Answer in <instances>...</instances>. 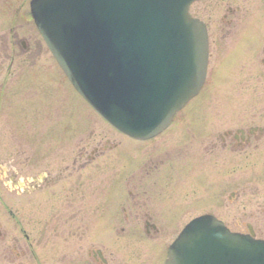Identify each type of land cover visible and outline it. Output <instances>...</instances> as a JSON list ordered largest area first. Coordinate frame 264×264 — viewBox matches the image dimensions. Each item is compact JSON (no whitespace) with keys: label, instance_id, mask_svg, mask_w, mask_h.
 <instances>
[{"label":"rangeland","instance_id":"1","mask_svg":"<svg viewBox=\"0 0 264 264\" xmlns=\"http://www.w3.org/2000/svg\"><path fill=\"white\" fill-rule=\"evenodd\" d=\"M246 1L249 3L238 0L231 4L243 7L244 14L233 18L227 28V22L219 23L218 6L200 4L203 10L195 11L198 15L190 8L191 17L205 21L207 32L209 26L218 40L212 54L209 49L205 83L198 96L175 115L169 129L142 143L127 139L99 119L70 86L37 28H32L31 23L27 27L19 24L16 32L32 44L33 57L29 58L28 65H20L7 85L1 86L4 94L2 155L7 161L17 148L21 165L32 152L35 173H57L59 169L72 167V160L77 159L83 165L82 177L97 183L96 201L92 200L97 205V246L107 247L109 255L113 254L114 264H154V258L155 264H162L165 250L192 217L209 211L226 222L232 232H237L240 230L233 222L257 209L261 200L258 196L264 194V178L254 179L251 173L255 167L243 157L242 186L239 187L232 169L233 155L227 153L225 158L219 153V135L225 128L251 125V110L264 111V10L261 8L256 16L254 2ZM219 24L230 31L227 38L221 39L225 33H220L221 28L217 30ZM20 53L17 61H25L27 55ZM231 55L233 61L225 74L220 70L221 64ZM193 123L197 129H193ZM213 143H217L216 149L211 146ZM204 147L211 150L209 155V149ZM144 188L150 189L154 197L162 190L171 191L173 197L168 204L177 201L175 205L181 211L174 222L170 221L172 224L163 218L165 215L152 213L159 226V233L153 239L145 235L143 223L132 220L128 225L122 210L137 213V207L129 206L132 200L128 192L139 197ZM255 189L260 195H253ZM221 200H226L225 207ZM192 202L199 204L194 208ZM20 204V214L27 222L32 214L26 204ZM3 220L10 234L17 233L9 217ZM33 220L36 223V218ZM122 227L126 229L124 233ZM108 233L113 238H108L106 243L102 239ZM33 244L40 261L27 258L29 264H57L72 247L62 243ZM86 244L84 240L83 246Z\"/></svg>","mask_w":264,"mask_h":264},{"label":"water","instance_id":"2","mask_svg":"<svg viewBox=\"0 0 264 264\" xmlns=\"http://www.w3.org/2000/svg\"><path fill=\"white\" fill-rule=\"evenodd\" d=\"M196 0H34L49 50L86 101L113 127L150 139L202 89L208 33ZM166 264H264V241L213 216L192 221Z\"/></svg>","mask_w":264,"mask_h":264},{"label":"flooded vegetation","instance_id":"3","mask_svg":"<svg viewBox=\"0 0 264 264\" xmlns=\"http://www.w3.org/2000/svg\"><path fill=\"white\" fill-rule=\"evenodd\" d=\"M32 1L0 0V264H29L30 259L27 258H32L33 262L35 260L40 261L38 255L34 253L33 242L36 244L52 243L55 245L62 243L63 245L72 246L60 257L57 264H114L113 254L109 255L107 247L105 245L97 246V216L95 215L97 213V205H93V201H96L97 183L82 177L83 165L77 159L72 160V167L59 169L57 173H50L49 171H38L35 173L32 152L26 157L25 164L21 163V165L17 148L9 154V160L7 161L4 160L2 155L1 124L3 112L1 106L3 105L2 95L4 96V94L1 86L7 85L6 83L13 79L12 77L21 67L20 65H28L29 58L33 57L30 52L32 44L28 42L27 38L20 37L16 32L20 23L21 26L27 27L29 26L27 23H31L32 28L36 27L31 13ZM234 1L238 0H197L191 5V9L194 8V13L198 15L195 11L201 13V9L203 10V7L199 8L200 4L203 6H218V15L221 14L219 23L222 21L227 22V25H225L227 28L231 25V21L233 22V18L244 14L243 7L237 4L231 5ZM244 1L246 4L249 3L246 0ZM249 1L254 2V13L258 16L260 9L264 10V0ZM24 11L25 13H23ZM246 11H251V9H246ZM198 17L202 19L200 16ZM204 23L207 24L205 21ZM225 26L217 25V30L221 28L220 33H225L221 39L230 35V31L224 30ZM207 27L209 49L210 54H212L213 45L218 40L214 38L213 31L209 30L210 27ZM36 46L39 47V45ZM18 48H20V51ZM19 52H21V55H27L25 61H17L21 57ZM218 52L217 49L215 54L218 55ZM232 61L233 55L229 58H224L220 70L226 74L227 68ZM262 64L264 65V60H262ZM14 86L17 87L16 84ZM249 115L252 119L251 125L225 128L223 134L219 135V153L224 155L225 158L227 153L233 155L231 158L233 159L232 164H234L232 169L234 170V176L237 178L236 185H240L239 187L242 186L243 157L249 162L248 164H252V167L256 169L253 170L251 176L254 179L264 178V111L258 112L257 109H252ZM259 117L263 119L258 120ZM98 118L100 119V117ZM30 123L33 124L32 121ZM192 127L193 129L198 128L196 123H193ZM114 130L133 142H146L134 140L118 130ZM194 136L193 134L191 140H193ZM211 146L216 149L217 143H213ZM204 149L208 150L209 148L204 147ZM210 151L209 149L208 155ZM253 159L256 162H252ZM258 165L260 166L257 167ZM255 191L259 193L257 189ZM256 193L254 192L253 195H260V193ZM7 196L12 197V199H3ZM128 196L130 202L132 200L129 206L137 207L138 211L134 214L130 213V211L128 212L126 208H122L125 220L128 225L132 220L143 223L145 235L149 239H153L159 233V226H157L152 213L165 215L163 218L172 224L170 221L174 222V217L181 212L179 210L180 206L175 205L177 201L173 205L168 204L173 197L171 191L168 190H162L154 197L151 195L150 189L144 188L138 194L139 197L133 196L132 192H128ZM258 200H260V203H258L257 209L248 213L249 217L243 215L242 218L233 222V224H235L236 229L240 230L237 231L238 233L250 235L253 238L264 241V194L263 196H258ZM225 201H220L223 207L226 205ZM194 202L191 203V207L199 204ZM20 203L26 204L32 214L31 218L27 219V222L24 221L23 215L20 214ZM89 203L90 206H87ZM89 208L90 211H84ZM84 212L86 213L85 217ZM4 215L12 220L17 233L10 234L4 228ZM204 215L213 214L209 211H204L189 219L182 229L194 219ZM35 218L37 220L36 223L33 220ZM224 223L231 229L226 222ZM125 230V227L121 228L122 233ZM259 230H262V232ZM89 233H91L90 237H88ZM112 236L111 233H108L102 240L107 243L108 238H113ZM87 238L89 239L87 240ZM84 240L87 241L86 247L83 246ZM170 245L164 252L162 264L166 262ZM24 259L27 260L24 261ZM153 263H156V258H154Z\"/></svg>","mask_w":264,"mask_h":264}]
</instances>
